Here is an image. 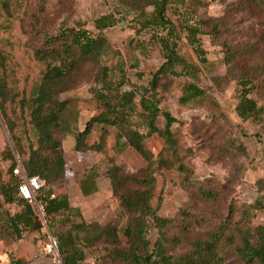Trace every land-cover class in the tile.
<instances>
[{
    "label": "trees",
    "instance_id": "obj_1",
    "mask_svg": "<svg viewBox=\"0 0 264 264\" xmlns=\"http://www.w3.org/2000/svg\"><path fill=\"white\" fill-rule=\"evenodd\" d=\"M24 1L0 0V34H5L0 38V120L9 137L10 154L17 158L25 176L37 177L43 182L39 198L45 204L47 228L55 239L61 263L90 264L87 262V251L99 249L102 257L121 264H264V227L251 226L249 213L238 216L230 206L227 215L208 230L203 239L192 241L187 238L190 222L185 221V216L180 225L183 234L172 238L166 236V229L175 220L157 216L162 198L160 192H156L155 175L175 171L186 189L192 186L189 179L192 170L185 164L178 131L171 128L176 123L175 118L163 113L164 128L156 126L160 112L155 93L160 81L181 76L188 78L196 72L193 65L177 55L176 43L167 39L175 37L174 31L179 29L203 62V51L197 36L203 34L204 29H209L211 35L217 31L211 19H199L195 26L184 25L180 19L173 24L169 18L170 8L174 4L177 8L181 7L183 13L176 14L184 18L187 13L205 4L201 0H181L178 3L172 0H114L118 6L134 14L142 31L152 28L167 31V38L153 35L155 43L161 46L164 62L153 73L148 88L143 92L132 88L112 96L97 92L95 99L103 112L89 119L82 131L73 134L75 151L104 154L107 127L113 128L146 163L135 174H125L112 158L108 160L115 171L114 184L119 191L117 199L127 218L123 242L116 217L104 226L96 222L72 223L71 219L78 216L77 210L69 206L63 188L54 189L65 177L67 162L62 143L71 131L68 117L59 109V95L75 88L81 79L91 85L107 81L108 68L101 63V56L108 47L103 31L113 27L117 20L111 14L94 19L93 33L80 28L59 29L54 34L44 35L39 47L27 55L21 51L22 42L12 36L14 25L19 27L24 14ZM244 1L249 6L264 10V0ZM148 8L152 9L151 13H147ZM20 54L25 56L26 68L18 60ZM81 71L84 74L81 75ZM239 80L244 82V88L235 108L236 116L242 123L258 125L264 116V101L259 106L250 94L256 90L254 80L264 86V59L254 65L250 74L245 73ZM247 86L249 88L245 89ZM203 96L202 89L187 84L182 88L178 102L184 105ZM136 108L147 122L146 134L129 125L128 113ZM75 123L74 120L73 125ZM95 125L100 127L96 132L97 139L82 142L95 132ZM154 134L163 140L162 150L156 158L143 143L146 137ZM12 179L5 182L0 171V198L6 204L17 203L22 207L19 214L6 216L15 241L21 239V226L29 229L30 233L35 232L43 246L47 238L39 232L31 208L18 196V182ZM131 185L136 189L127 191L126 188ZM197 190L205 201H213L211 192L202 188ZM149 221L158 233L151 244L145 239ZM184 243L188 248L176 252L177 247ZM9 261L21 264L12 256Z\"/></svg>",
    "mask_w": 264,
    "mask_h": 264
},
{
    "label": "rangeland",
    "instance_id": "obj_2",
    "mask_svg": "<svg viewBox=\"0 0 264 264\" xmlns=\"http://www.w3.org/2000/svg\"><path fill=\"white\" fill-rule=\"evenodd\" d=\"M180 1L172 0L175 3ZM201 1L205 5L196 7L184 18L176 14L183 13V9L172 5L169 18L173 24L180 19L182 24L189 26H195L199 19L215 22V35L208 33L209 29H204L203 34L197 36L203 51V62L186 41L185 34L176 28L175 37L170 36L167 40L176 43L177 55L193 65L196 72L188 78L162 79L155 93L160 112L156 126L158 129L164 128L163 113L175 118L176 123L171 128L178 131L185 164L192 170L189 178L192 186L188 189L182 185L175 171L155 175L156 192H160L162 198L157 216L175 220L166 229L168 238L183 234L180 225L185 216V221L190 222L188 241L203 239L206 232L227 215L230 206L238 216L249 213L251 226L264 227V116L260 124L253 125L242 123L235 112L244 88V82L239 78L245 73L250 74L254 65L264 59V10L249 6L244 0ZM24 7L19 27L14 25L12 36L22 42L21 51L27 55L39 47L44 35L54 34L59 29L80 28L93 33L94 19L111 14L117 20L113 27L103 31L108 47L101 56V63L108 68L107 81L91 85L81 79L75 88L58 98L59 109L66 114L71 125V131L62 143L63 153L73 154L75 163L81 164L83 158L78 157L74 150L73 134L82 131L89 119L103 112L95 94L101 92L112 96L132 88L140 92L146 90L153 73L164 62L161 46L155 43L153 35L167 38V31L159 28L142 31L140 21L134 19V14L118 6L114 0H25ZM146 11L151 13L152 9ZM2 36L5 34H0V38ZM18 60L23 68L27 67L23 54L18 56ZM80 74H84V71ZM187 84L202 89L204 96L181 105L178 100L182 88ZM254 86L256 90L250 97L260 106L264 101V86L258 80H254ZM149 97L152 98L151 95ZM127 119L133 129L146 134L147 122L139 108L130 111ZM74 120L76 123L73 125ZM94 130L82 142L96 140L100 127L95 125ZM107 130L105 153L89 151L87 159H94L93 166L104 170L105 177L111 182L112 203L109 210L112 219L117 218L119 236L124 242L127 218L117 199L119 191L114 184L115 171L108 160L112 158L125 174H135L146 163L136 152L124 153L128 148L124 139L115 129L107 127ZM143 143L154 158L163 147V140L155 134L146 137ZM10 149L8 134L0 120V171L5 182L13 180L10 170L15 159ZM58 188L57 185L54 189ZM198 188L211 192L213 201H205ZM126 189L132 191L136 187L131 185ZM21 210L19 204H6L0 198V264L13 257L12 246L18 241H15L6 216H15ZM146 229L145 239L151 244L157 239V228L149 221ZM19 230L21 238L29 236L32 239L37 247V255L43 254L39 236L21 226ZM187 248L186 243L180 244L176 252ZM86 255L90 264L94 263L95 258H98L95 264H121L102 257L99 249H91ZM41 257L36 264H53L51 256L43 254Z\"/></svg>",
    "mask_w": 264,
    "mask_h": 264
},
{
    "label": "crops",
    "instance_id": "obj_3",
    "mask_svg": "<svg viewBox=\"0 0 264 264\" xmlns=\"http://www.w3.org/2000/svg\"><path fill=\"white\" fill-rule=\"evenodd\" d=\"M132 151L133 149L128 147L124 153H135ZM88 155L89 152H77V156L83 158L81 164H78L75 163L73 154L66 155L64 152L65 159L70 162L66 164L65 177L58 186L66 191L69 206L78 212V216L71 219L72 223L96 222L104 226L112 219L109 210V204L112 203L111 182L105 177L104 170L93 166L94 159H87ZM12 253L14 260L21 264H36L41 261L43 255H37V247L29 236L13 244Z\"/></svg>",
    "mask_w": 264,
    "mask_h": 264
},
{
    "label": "built area",
    "instance_id": "obj_4",
    "mask_svg": "<svg viewBox=\"0 0 264 264\" xmlns=\"http://www.w3.org/2000/svg\"><path fill=\"white\" fill-rule=\"evenodd\" d=\"M14 159L15 163L13 168L10 170V176L18 182V196L29 205L33 217L35 218L38 225L39 232L47 238L46 242L42 246L43 254L45 256H51V261L53 264H62L57 253L55 239L50 235L47 228L48 217L45 210V204L39 198L40 190L43 187V182L37 177H26L19 161L15 156ZM52 197L53 196H51V198ZM1 264L14 263H11L9 260H7Z\"/></svg>",
    "mask_w": 264,
    "mask_h": 264
}]
</instances>
